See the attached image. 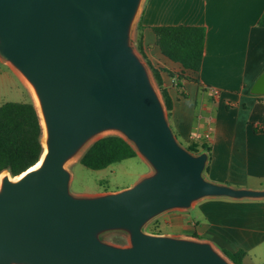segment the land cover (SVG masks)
Segmentation results:
<instances>
[{"label":"water","instance_id":"1","mask_svg":"<svg viewBox=\"0 0 264 264\" xmlns=\"http://www.w3.org/2000/svg\"><path fill=\"white\" fill-rule=\"evenodd\" d=\"M143 3L0 0V60L28 88L43 145L39 165L0 173V264H235L209 239L145 230L204 198L264 199V187L208 179V152L178 138L136 47ZM250 93L264 94V70ZM107 135L149 170L127 188L72 193L69 165Z\"/></svg>","mask_w":264,"mask_h":264},{"label":"crops","instance_id":"2","mask_svg":"<svg viewBox=\"0 0 264 264\" xmlns=\"http://www.w3.org/2000/svg\"><path fill=\"white\" fill-rule=\"evenodd\" d=\"M263 14L264 0H144L137 22L145 56L171 99L170 124L184 145L208 152L205 175L215 182L264 187V94L250 93L264 70ZM160 25L206 30L201 68L186 71L195 81H183L185 96L166 71L182 65L156 44L152 27ZM161 216L181 234L244 250L242 264H264V199L204 198Z\"/></svg>","mask_w":264,"mask_h":264},{"label":"trees","instance_id":"3","mask_svg":"<svg viewBox=\"0 0 264 264\" xmlns=\"http://www.w3.org/2000/svg\"><path fill=\"white\" fill-rule=\"evenodd\" d=\"M260 23L264 24V14ZM137 28L136 47L146 58L140 22ZM152 29L161 53L182 65L180 72L166 71L174 78L178 91L185 96L183 81H195L186 71L198 72L201 68L206 30L203 26L194 25H160L153 26ZM147 62L152 68L169 113L172 106L170 96L157 70L148 59ZM41 137L42 127L32 101H7L0 104V173L8 170L14 176L34 165L43 152ZM187 147L194 152L199 151V145L196 143ZM201 148L208 149V146L201 145ZM136 155L131 144L124 138L119 135H107L93 142L79 161L88 168L99 170ZM222 250L235 264H242L246 254L244 250Z\"/></svg>","mask_w":264,"mask_h":264},{"label":"rangeland","instance_id":"4","mask_svg":"<svg viewBox=\"0 0 264 264\" xmlns=\"http://www.w3.org/2000/svg\"><path fill=\"white\" fill-rule=\"evenodd\" d=\"M7 101L29 102L32 96L25 83L14 70L0 60V104ZM70 191L74 194L115 191L132 186L149 170L147 164L138 155L115 162L106 168L94 170L84 166L80 161L70 164ZM145 230L156 233H180L164 221L163 216L152 220ZM106 239L126 244L127 238L120 233H112Z\"/></svg>","mask_w":264,"mask_h":264},{"label":"bare ground","instance_id":"5","mask_svg":"<svg viewBox=\"0 0 264 264\" xmlns=\"http://www.w3.org/2000/svg\"><path fill=\"white\" fill-rule=\"evenodd\" d=\"M37 104V103H36ZM39 162L40 161H38L34 166H32V167H35V166H37V165H39ZM0 177H1V174H0Z\"/></svg>","mask_w":264,"mask_h":264}]
</instances>
